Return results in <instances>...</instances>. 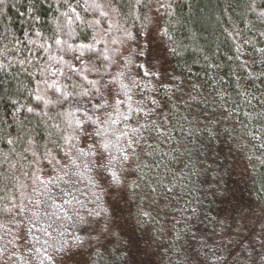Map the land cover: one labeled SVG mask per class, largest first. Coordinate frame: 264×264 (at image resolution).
<instances>
[{
    "label": "trees",
    "instance_id": "16d2710c",
    "mask_svg": "<svg viewBox=\"0 0 264 264\" xmlns=\"http://www.w3.org/2000/svg\"><path fill=\"white\" fill-rule=\"evenodd\" d=\"M152 1L148 6H144L147 0H87V4L85 0H4L0 4V173L11 175L10 165L19 159L9 154L5 160L13 147L5 143L7 139L26 140L34 135L41 145L46 143L48 132L55 131L53 123L67 127L57 112L72 111L77 101L84 108L91 107L89 101L95 103V96L76 95L92 89L88 80L105 75L106 66L107 80L122 67L123 61L109 73L117 43L112 47L109 39L94 37L89 21L106 23L104 10L112 12L117 18L112 41L116 33L121 43L129 45L127 50L133 49L131 59L135 61V42L125 30L133 36L138 30L143 33ZM252 4L253 0H169L171 7L163 14L158 33L169 63L163 77L167 87L148 78L138 81L141 87L130 93L134 107L142 98L147 107H153L147 97L168 102L164 110L167 123L162 129L168 135L145 133L147 143L154 147L143 145L149 154L141 156L136 173L146 175L155 192L141 199L132 193L147 189L131 187L123 205L130 218L122 223L118 214L111 232L98 238L87 224L78 221L64 220L61 227L49 228L50 235H45L43 220L34 227H17L0 213V264H40L45 249L57 255L45 240L59 247L65 241L75 243V237L85 242L82 259L87 264H172L174 254L180 255L191 245H199L205 264H264V16L259 15L264 0H255V11ZM53 36L62 39L59 47ZM41 44L51 47L45 51ZM81 52L83 57L76 59ZM105 55L109 60H104ZM93 66L100 71H90ZM123 70L134 75L135 63ZM121 80L128 83L126 77ZM53 83L55 86L49 87ZM114 88L126 100L119 83ZM62 92L73 96L63 108L49 105L46 109L56 116L55 121L27 112V107H36V95L55 102ZM126 110L127 104L121 105L120 111ZM160 120L163 122V117ZM14 147L19 153L26 144L17 140ZM113 154L118 155L114 150ZM19 167L15 170L18 176ZM79 187L82 194L77 196L85 206L75 207L91 219L87 213L100 210L91 195L95 189L87 176ZM251 211L259 215L248 231L258 252L246 248L242 256L228 245L221 228L227 229L236 217ZM27 228L31 232L25 236ZM246 242L244 238L241 243L246 246ZM180 261L184 263L181 256Z\"/></svg>",
    "mask_w": 264,
    "mask_h": 264
},
{
    "label": "snow or ice",
    "instance_id": "6c2138e0",
    "mask_svg": "<svg viewBox=\"0 0 264 264\" xmlns=\"http://www.w3.org/2000/svg\"><path fill=\"white\" fill-rule=\"evenodd\" d=\"M3 2L4 0H0V4ZM137 3H142V0H137ZM150 3L151 0H147L144 6H148ZM85 4H87V0H85ZM97 7L99 6L97 5ZM167 7H171V5H167ZM255 9V0H253L252 10L255 11ZM72 11L75 12V9ZM104 14L106 15V13ZM259 15L264 16V11H261ZM76 18L79 19L78 14ZM125 31L127 36L135 42V61L131 59L133 49L129 48L128 55L121 58L123 65L115 76L105 80L107 66L105 75H101L97 80H88V77L84 76L92 89L81 90L76 95L80 97L95 96V103L89 101L90 108H84L80 101H77V107L72 111L57 112L56 116L63 118L67 127L62 128L59 122L53 123L52 128L55 131L48 132L47 141L42 145L34 135H28L26 140L18 137L5 141L7 145L13 146L9 148V153L5 154V160L9 154H15L19 159L10 165V168L13 169L11 175L0 173V192L4 193V195H0V201L3 202L0 213L10 217V222L17 227L22 224L34 227L38 221L43 220L47 227H42L41 230L45 235H50L49 228L61 227L64 220H71L87 224L88 229L96 233L98 238L105 232H111L113 218L123 212V205L129 200L131 187L141 189L143 185V188L147 189V191L132 193V195L140 196L141 199H146L155 192V188L147 176L136 175V173L140 168L138 162H142L141 156L149 154L144 151L143 145H147L148 148L154 147L147 143L145 133L151 135L155 132L157 137L168 135L166 131H162L164 124L167 123L164 110L167 108L168 102L147 97V103L153 107H147L143 98L134 107L131 103L133 98L130 93L133 88L141 87L138 81L148 78L166 88L167 85L163 78L167 76V69L164 67L166 60L160 54L158 47H153L152 33L159 31L158 21L154 29L144 33L138 30L135 36L131 32ZM36 35L40 36V33L37 32ZM141 35L145 37L143 43L138 41V37ZM51 39L58 47L63 43L59 36H53ZM28 43H35V41L29 40ZM50 47L51 45L48 47H45L44 44L40 45V48L45 51H48ZM83 55L84 53L81 52L76 59H81ZM141 57H143L142 60ZM104 60H109V57L105 55ZM20 63L23 64L24 61L21 60ZM133 63H135L136 71L134 75L128 76L123 68ZM112 64H117V61L113 60ZM89 70L100 71L96 66ZM73 71L75 72L76 69L73 68ZM121 77H126L128 83L125 84ZM117 83L121 89H124L123 96L126 97V100L122 99L120 93L115 91L114 86ZM54 86L55 83L49 85V87ZM176 87L179 89V85ZM56 91L61 90L56 88ZM61 95L62 98H57L55 102L45 99L42 95H36V107H39L40 111L36 112V107H27L26 110L28 113L43 115L49 120L55 121L56 116L50 115L46 109L49 105H59L63 108L65 101L72 97L73 93L62 92ZM41 101H43L42 106ZM124 104H127V110L121 112L120 107ZM77 112H81L82 115L77 116ZM160 117H163V122ZM119 123H123L124 127L117 128L116 125ZM17 140L26 144V147L19 153L14 147ZM113 150L118 155H114ZM17 165L20 166L19 176L15 174ZM144 167L148 166L144 165ZM85 176H87L91 188L95 189L91 195L94 197L97 208L100 209L87 213L91 219H86L75 207L76 204L80 207L85 206L77 196V193L82 194L79 185L84 183ZM129 177H134V179L130 180ZM5 181L9 183H4ZM144 215L148 214L144 213ZM18 217L19 219H17ZM64 231L66 229L60 231L61 236L64 235ZM29 232H31V228H27L25 236ZM19 238L24 239L25 237ZM75 240L76 242L73 244L65 241L59 247H55L54 244H49L48 240H45L44 244L53 248L57 255H53L45 249L40 264H45V261L48 264H87V261L82 259L85 242L80 237H75Z\"/></svg>",
    "mask_w": 264,
    "mask_h": 264
},
{
    "label": "rangeland",
    "instance_id": "374dc122",
    "mask_svg": "<svg viewBox=\"0 0 264 264\" xmlns=\"http://www.w3.org/2000/svg\"><path fill=\"white\" fill-rule=\"evenodd\" d=\"M167 4H169V0H153L152 1V4L150 5V8L148 10L147 26H146V29H144L143 33L149 30H152L156 27L157 21L159 23L163 14L167 12V8H168ZM104 12L106 13L107 22L109 23V27H107V22L104 23L100 20L91 19L89 21V24H90V27L92 28L94 37L99 39V36H101L100 38H103L106 41H108L109 39L108 44H112V47L114 44L117 43L118 47L117 46L114 47L116 48V50H114L115 51L114 60L117 61V64L113 65L112 68L110 69L109 73H112L114 70H116L121 65V62H122L121 58L127 55V51H128L127 47H129V45L127 43H126L127 45L121 43L120 40L117 39L116 33H114L116 35L115 36L116 38L112 41L113 38H112L111 32H113V30L115 29L114 25L117 21V18L114 17V14L112 12L106 9L104 10ZM158 33L159 31H153L152 33L153 47H158V49L160 50V54L165 58L166 63L164 64V67L167 69V72H168L169 63L165 56L166 48L164 46V42L161 40V37L159 36ZM142 37L144 41L145 40L144 35ZM143 41L141 43H143ZM246 167L247 166L245 165V166H242L241 168L244 171ZM125 211L126 210H124L120 215V219H121L120 222L122 223L126 222L130 218L129 216L125 215ZM258 216L259 215L257 214V212H254V211H251L248 213L244 212L239 217H236L235 221L231 223L230 227H228L225 230L221 228L222 237L226 238L225 240L228 242V245L231 248H236V250L239 251V253L244 252L246 248L253 250L255 253L258 252V250H256V247L258 246L257 243H253L252 238H250L249 233H248L250 228L253 227L254 224L258 222L257 221ZM219 238L220 236L216 235L214 239L218 240ZM244 238L247 239L246 246L242 245L241 243L242 239ZM198 246L199 245H196L194 247L191 245V248H189L188 250L185 249V251L182 252L180 255L178 253H175L173 256L174 262L172 264H205L204 257H203V251L200 252L199 250H197ZM221 255L223 256V254ZM180 256L184 260V263L180 261ZM242 256H245V255L243 254ZM162 261L164 260L162 259ZM217 264H220V263L217 262Z\"/></svg>",
    "mask_w": 264,
    "mask_h": 264
}]
</instances>
